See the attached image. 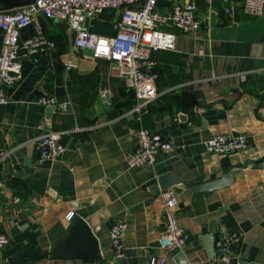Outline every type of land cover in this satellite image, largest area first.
<instances>
[{
	"label": "crops",
	"instance_id": "crops-1",
	"mask_svg": "<svg viewBox=\"0 0 264 264\" xmlns=\"http://www.w3.org/2000/svg\"><path fill=\"white\" fill-rule=\"evenodd\" d=\"M180 1L193 4L198 25L186 32L166 26L173 47L150 52L156 96L139 114L109 60L75 46L62 22L37 16L55 47L19 57L20 77L4 88L7 102L0 105V148L7 151L0 162V232L9 238L0 264H80L81 241L68 240L78 215L97 234L105 264H148L151 257L218 264L212 240L221 228L239 236L226 264H264V10L246 14L239 0ZM167 8L166 0L158 4ZM118 16L104 9L89 28L113 35ZM33 32L27 25L19 37ZM41 95L67 108L42 106ZM139 125L173 144L151 166L126 162ZM49 130L60 132L65 152L38 161L36 138ZM218 132L244 134L248 144L228 155L205 151L203 142ZM222 174L230 175L227 184L196 189ZM167 188L176 192L177 221L188 234L179 258L157 245ZM116 221L125 224L124 255L112 260L107 231Z\"/></svg>",
	"mask_w": 264,
	"mask_h": 264
},
{
	"label": "built area",
	"instance_id": "built-area-1",
	"mask_svg": "<svg viewBox=\"0 0 264 264\" xmlns=\"http://www.w3.org/2000/svg\"><path fill=\"white\" fill-rule=\"evenodd\" d=\"M168 8L158 10V0H34L32 4L14 9H0V105L7 102L4 88L20 77L19 57L39 55L55 47L52 39L46 37L39 25L38 15L60 21L67 33L73 36L75 46L90 51L94 57L109 60L117 75L133 93L131 111L137 114L156 96L154 82L158 77L151 51L171 49L174 34L167 25L186 32L197 27L198 19L191 3L180 0H166ZM221 2L227 0H204ZM242 10L255 16L264 10V0H239ZM104 9L119 10L113 22L115 32L106 36L93 32L89 21ZM32 25L34 32L24 38L20 30ZM70 67L69 63H66ZM107 92H101L104 97ZM42 106L65 110L67 102L57 100L53 95H41L36 99ZM135 146L127 155L129 166H151L159 157L169 154L173 144L159 131L137 126L134 130ZM60 132L49 130L36 138L37 160H50L61 156L65 147L59 142ZM248 144L244 134L218 132L203 142L205 151L215 155H228L243 150ZM7 151L0 148V162ZM177 195L173 188L162 193L163 226L157 238V245L163 250L176 253L186 244L188 234L179 225L176 216ZM72 211L64 215L69 220ZM124 222H114L107 231L111 247V259L119 260L124 255ZM239 236L223 228L213 240L218 264L229 262V252ZM9 244V238L0 232V249ZM148 264H164V258L151 257Z\"/></svg>",
	"mask_w": 264,
	"mask_h": 264
},
{
	"label": "water",
	"instance_id": "water-1",
	"mask_svg": "<svg viewBox=\"0 0 264 264\" xmlns=\"http://www.w3.org/2000/svg\"><path fill=\"white\" fill-rule=\"evenodd\" d=\"M33 1L34 0H0V9L23 7L32 4ZM160 3H162V0H158L157 4ZM48 108L52 109L51 106ZM229 176V174H222L219 178L203 182L196 189L210 190L220 188L221 186L227 184L226 179ZM202 232L205 233V230ZM76 237L81 241V246L79 247L80 252L75 255L76 258L80 259V264H105L100 254L97 234L90 229L85 218L79 215L74 220L72 232L68 240ZM205 237L210 238L212 236L210 234H206ZM180 256L181 253L177 252L176 257L179 258Z\"/></svg>",
	"mask_w": 264,
	"mask_h": 264
}]
</instances>
